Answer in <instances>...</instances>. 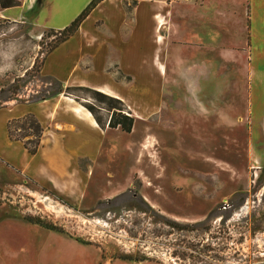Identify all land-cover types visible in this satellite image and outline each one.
<instances>
[{
	"label": "rangeland",
	"instance_id": "374dc122",
	"mask_svg": "<svg viewBox=\"0 0 264 264\" xmlns=\"http://www.w3.org/2000/svg\"><path fill=\"white\" fill-rule=\"evenodd\" d=\"M61 37L0 27V107L65 90L42 72ZM236 67L197 71L132 134L112 131L116 154L78 208L0 161V264L264 261V167L250 160L249 81Z\"/></svg>",
	"mask_w": 264,
	"mask_h": 264
},
{
	"label": "crops",
	"instance_id": "0c3cea01",
	"mask_svg": "<svg viewBox=\"0 0 264 264\" xmlns=\"http://www.w3.org/2000/svg\"><path fill=\"white\" fill-rule=\"evenodd\" d=\"M18 1L0 7V27L33 38L60 33L93 2ZM235 65L249 81L250 160L264 167V0H101L47 52L42 72L65 89L86 87L122 100L135 117L133 133L138 123L167 109V87L195 85L197 71L217 79L218 70ZM29 114L44 128L36 154L8 130L9 121ZM99 115L108 123L111 112L102 108ZM112 131L121 130L102 128L65 93L8 104L0 107V161L78 208L101 160L116 154Z\"/></svg>",
	"mask_w": 264,
	"mask_h": 264
},
{
	"label": "trees",
	"instance_id": "16d2710c",
	"mask_svg": "<svg viewBox=\"0 0 264 264\" xmlns=\"http://www.w3.org/2000/svg\"><path fill=\"white\" fill-rule=\"evenodd\" d=\"M100 1L101 0H93L90 6L85 9L69 27L61 31L60 33L62 37L56 44L73 34L80 26L81 22L85 19L89 10ZM19 4L20 2L18 0H0V7L2 8L17 6ZM58 84L62 86L59 81ZM79 92L86 93L92 101L88 103L80 102L81 98L78 94ZM60 93H65L69 96L71 95L75 98V100L84 105L94 115L96 121L102 128H106L108 126L111 129H120L122 132L127 134L132 133L135 125V117L132 115V112L128 110L122 100L109 96L103 92L86 87H67L65 90L62 88L56 89L52 93L45 94L35 100L47 99ZM102 108L111 112L108 123L103 122L101 116L99 115ZM8 130L11 139L22 141L31 154L37 153L44 128L34 115L29 114L22 118L9 121ZM18 132H22V134H19ZM25 138H27L26 141H24Z\"/></svg>",
	"mask_w": 264,
	"mask_h": 264
},
{
	"label": "built area",
	"instance_id": "2783aa9c",
	"mask_svg": "<svg viewBox=\"0 0 264 264\" xmlns=\"http://www.w3.org/2000/svg\"><path fill=\"white\" fill-rule=\"evenodd\" d=\"M227 207H229V206H228V205H225V206H224V208H227Z\"/></svg>",
	"mask_w": 264,
	"mask_h": 264
},
{
	"label": "bare ground",
	"instance_id": "6f19581e",
	"mask_svg": "<svg viewBox=\"0 0 264 264\" xmlns=\"http://www.w3.org/2000/svg\"><path fill=\"white\" fill-rule=\"evenodd\" d=\"M147 197V196H146ZM148 198V197H147ZM147 201H149V200H147ZM151 203V202H150ZM153 205V204H152ZM155 206V205H154Z\"/></svg>",
	"mask_w": 264,
	"mask_h": 264
}]
</instances>
